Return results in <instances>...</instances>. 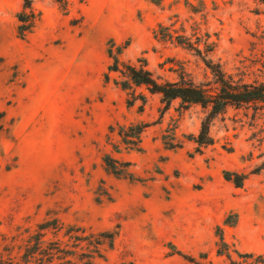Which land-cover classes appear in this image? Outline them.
Here are the masks:
<instances>
[{"label": "rangeland", "instance_id": "rangeland-1", "mask_svg": "<svg viewBox=\"0 0 264 264\" xmlns=\"http://www.w3.org/2000/svg\"><path fill=\"white\" fill-rule=\"evenodd\" d=\"M67 1L34 0L40 20L22 39L23 0H0V251L60 219L100 241L97 264H191L178 251L226 264L218 226L231 250L264 255V170L252 174L264 111L229 108L200 148L201 106L165 109L145 87H121L125 65L212 81L194 52L155 37L161 26L203 51L213 43L208 59L228 73L264 79L262 0ZM106 157L127 164L120 175ZM226 171L249 176L237 188Z\"/></svg>", "mask_w": 264, "mask_h": 264}, {"label": "trees", "instance_id": "trees-1", "mask_svg": "<svg viewBox=\"0 0 264 264\" xmlns=\"http://www.w3.org/2000/svg\"><path fill=\"white\" fill-rule=\"evenodd\" d=\"M56 1L67 11V0ZM262 2L264 3V0ZM39 15L34 10V0H23V11L17 17L20 23L18 27L20 38L25 39L32 32L40 20ZM164 30L161 26L160 30L155 31V37L175 42L184 49L194 52L210 71L212 81L197 83L185 72L180 73L175 81H162L160 78H155L146 65L140 67L125 65L124 70L121 71L125 79L121 83L124 91H130L134 86L145 87L149 93L161 96V103L165 105V109H169L175 101H180L183 108L201 106L206 117L202 122L199 135L194 138L200 148L213 144V139L210 136L212 122L229 108L264 111V79L250 80L248 73L243 70L236 74L228 73L222 64H216L212 59H208V55L214 51L213 43H205L206 49L203 51L200 45L194 43L191 38L182 35L175 36L172 32L168 30L164 32ZM114 60L115 65L109 70L118 72L120 64L118 59ZM107 78L109 79V77ZM143 130V127L139 128L138 134L140 135ZM261 157L264 158V153L261 154ZM104 162L114 175H120L123 172L118 169V165H127L110 157H106ZM263 170L264 162L252 174ZM248 176V174L239 172H225V179L232 182L237 188L244 186ZM236 224L237 219L235 221L226 220L224 223V225L232 227ZM49 233L53 234V239H48ZM217 236L219 237L217 254L226 257V264H264V255L256 256L231 250L221 226L217 227ZM66 237H69L68 241L64 240ZM93 238V235H86V231L80 227L74 226L67 229L60 219L48 220L38 225L36 232L29 234L27 238L22 235L15 236L6 244L0 251V264H97L96 260L102 258V244ZM233 253L238 256V259L233 257ZM174 254L183 256L191 264H206L193 257L188 258L180 251ZM200 258L207 259L206 255H201Z\"/></svg>", "mask_w": 264, "mask_h": 264}]
</instances>
